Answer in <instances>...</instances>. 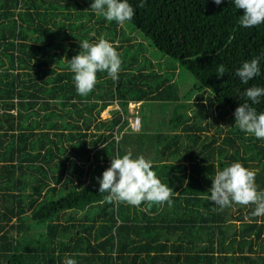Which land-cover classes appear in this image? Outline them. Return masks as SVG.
Wrapping results in <instances>:
<instances>
[{
	"label": "trees",
	"instance_id": "1",
	"mask_svg": "<svg viewBox=\"0 0 264 264\" xmlns=\"http://www.w3.org/2000/svg\"><path fill=\"white\" fill-rule=\"evenodd\" d=\"M92 2L0 0V264H264L256 206L221 209L206 198L215 173L234 162L264 192V139L213 114L233 118L241 93L264 87V23L242 27L233 0H128L134 16L125 22L176 61L166 70L140 59L142 49L129 55L134 38ZM99 38L118 52L119 78L98 71L81 96L68 60ZM257 57L260 75L243 84L235 71ZM180 66L195 79L185 89ZM130 102L140 103L138 130L128 125ZM144 104L161 112L156 130L144 125ZM253 107L264 112V97ZM129 153L152 162L174 191L171 206L105 202L96 178Z\"/></svg>",
	"mask_w": 264,
	"mask_h": 264
},
{
	"label": "clouds",
	"instance_id": "2",
	"mask_svg": "<svg viewBox=\"0 0 264 264\" xmlns=\"http://www.w3.org/2000/svg\"><path fill=\"white\" fill-rule=\"evenodd\" d=\"M222 0H213L220 5ZM237 9H242L239 24L250 28L264 23V0H233ZM144 6L141 0L138 7ZM90 8L98 16L107 21H116L123 24L134 16V9L128 0H93ZM79 54L68 60L69 70L73 73V81L77 93L88 95L97 82V72H106L112 80H118L121 69V59L114 46L106 39L99 38L90 43L85 39L80 43ZM260 58L245 61L236 71L235 76L243 84L260 75ZM218 77L223 76L225 68L219 65ZM241 96L244 102L234 111V123L238 128L258 139H264V112H257L253 105L261 102L264 97V87H247ZM255 172L234 162L215 173L206 197L221 209L232 203L239 205H255L254 216H264V192H258L255 186ZM99 183V192L108 193L104 197L106 203L116 205L125 203L139 207L142 202L148 204H172L173 189L163 184L153 170L152 162L143 156L132 158L131 154L117 156L111 159L110 167L96 178ZM63 264H77L73 258H65Z\"/></svg>",
	"mask_w": 264,
	"mask_h": 264
},
{
	"label": "rangeland",
	"instance_id": "3",
	"mask_svg": "<svg viewBox=\"0 0 264 264\" xmlns=\"http://www.w3.org/2000/svg\"><path fill=\"white\" fill-rule=\"evenodd\" d=\"M21 5V3H19V6ZM123 28H124V32L127 36L134 38L135 44L134 47L130 50V52L128 53L129 55H134L135 52H137L139 49L143 50L142 56L140 55V59H144V55L147 56V61L148 62H153L154 65L156 66L158 63H160L161 65H163L161 68H165L166 70H170L168 68H171V63L176 64L175 60H172L171 58H169L168 56H166L165 54H163L161 51H159L153 44V35L152 34H145V32H142L141 30L137 29L136 26L134 25H128V23L124 22L123 23ZM124 34V36L126 37V35ZM170 61H172L171 63H169ZM164 64H166V67H164ZM179 68L182 70V72L179 71ZM175 72V74L178 76V84L181 86V88L185 89L188 88L192 83L195 82V79L193 78V76L187 72L185 69L182 68V66H180ZM164 71V70H162ZM180 72V73H179ZM207 92L210 93L212 95V91L211 89H207ZM197 95L199 93H196ZM200 95V94H199ZM116 108L117 105H111L108 108ZM128 107V113H129V123L128 125L133 129L136 130L138 126H136L134 124V118L135 116H137V112L139 110L140 107V103L139 102H130L127 105ZM150 105L149 104H144L143 105V110H142V114L146 115V118H144L146 120V122H144V125L146 126H150V128H155V130L158 128V126L156 125L157 123L159 124V122H161V112L159 110H156L154 113L153 111H150ZM146 110L147 113H146ZM182 110H186V112L188 111L186 108L182 109ZM225 113L223 108H219V107H215L213 114L214 117L216 118V121L219 122L222 126L224 127H228L231 124H234V115L232 118V114L230 115V111L225 115L223 114ZM229 114V115H228ZM168 116L170 114H167ZM166 115L165 118H168ZM100 116L102 118L104 117H108L109 113L108 110H104L101 112ZM162 130L166 133L167 132V128L165 127L164 124H162ZM158 131V130H157ZM252 135V134H251ZM118 138H120V135H118Z\"/></svg>",
	"mask_w": 264,
	"mask_h": 264
},
{
	"label": "built area",
	"instance_id": "4",
	"mask_svg": "<svg viewBox=\"0 0 264 264\" xmlns=\"http://www.w3.org/2000/svg\"><path fill=\"white\" fill-rule=\"evenodd\" d=\"M134 119H135V120H134V124H135L136 126H138L136 130H138V129H139V126H140V118H139V116H135Z\"/></svg>",
	"mask_w": 264,
	"mask_h": 264
}]
</instances>
